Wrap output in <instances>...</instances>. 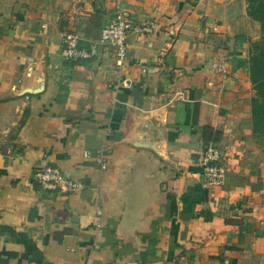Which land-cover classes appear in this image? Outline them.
<instances>
[{
	"label": "crops",
	"instance_id": "1",
	"mask_svg": "<svg viewBox=\"0 0 264 264\" xmlns=\"http://www.w3.org/2000/svg\"><path fill=\"white\" fill-rule=\"evenodd\" d=\"M119 5L122 66L101 44ZM70 32L91 59L64 58ZM262 36L247 0H0V264H264ZM213 143L227 172L206 187ZM46 164L81 188L42 189Z\"/></svg>",
	"mask_w": 264,
	"mask_h": 264
},
{
	"label": "built area",
	"instance_id": "2",
	"mask_svg": "<svg viewBox=\"0 0 264 264\" xmlns=\"http://www.w3.org/2000/svg\"><path fill=\"white\" fill-rule=\"evenodd\" d=\"M136 29L134 22L127 16L123 7L119 5L114 18L102 30L101 44L115 48L120 66L124 65L128 57L127 39ZM95 49V46L87 48L81 45V38L76 32H70L62 39V54L66 60L73 63L91 59L96 54ZM85 155L87 157L93 156L89 150ZM225 155V152L214 143L205 148L201 157L204 186L216 187L224 184L227 172ZM34 180L42 189L48 191L73 193L81 188L77 181L66 176L61 168L52 164H46L37 169L34 173Z\"/></svg>",
	"mask_w": 264,
	"mask_h": 264
},
{
	"label": "trees",
	"instance_id": "3",
	"mask_svg": "<svg viewBox=\"0 0 264 264\" xmlns=\"http://www.w3.org/2000/svg\"><path fill=\"white\" fill-rule=\"evenodd\" d=\"M249 15L261 23L262 40L255 43L250 60L253 83L252 123L255 137L264 148V0H247Z\"/></svg>",
	"mask_w": 264,
	"mask_h": 264
}]
</instances>
